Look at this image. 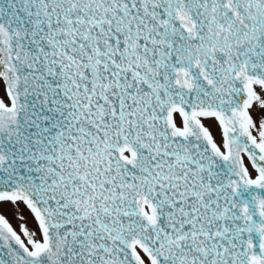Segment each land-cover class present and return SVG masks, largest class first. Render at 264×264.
Here are the masks:
<instances>
[{
  "label": "snow or ice",
  "instance_id": "snow-or-ice-1",
  "mask_svg": "<svg viewBox=\"0 0 264 264\" xmlns=\"http://www.w3.org/2000/svg\"><path fill=\"white\" fill-rule=\"evenodd\" d=\"M0 264H264V0H0Z\"/></svg>",
  "mask_w": 264,
  "mask_h": 264
}]
</instances>
